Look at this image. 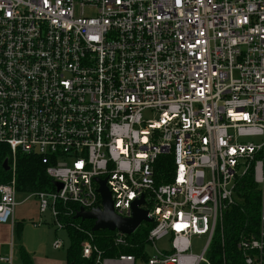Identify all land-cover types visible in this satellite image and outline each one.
Masks as SVG:
<instances>
[{
    "label": "built area",
    "instance_id": "built-area-1",
    "mask_svg": "<svg viewBox=\"0 0 264 264\" xmlns=\"http://www.w3.org/2000/svg\"><path fill=\"white\" fill-rule=\"evenodd\" d=\"M0 144L12 174L16 152L45 166L53 189L32 195L57 230L59 206L101 208L99 179L121 217L143 198L146 246L169 237L143 260L103 256L87 233L81 256L95 264H211L250 173L259 216L222 264H264V0H0ZM15 193L13 178L0 184L12 228ZM12 250L0 261L14 264Z\"/></svg>",
    "mask_w": 264,
    "mask_h": 264
},
{
    "label": "trees",
    "instance_id": "trees-1",
    "mask_svg": "<svg viewBox=\"0 0 264 264\" xmlns=\"http://www.w3.org/2000/svg\"><path fill=\"white\" fill-rule=\"evenodd\" d=\"M167 159L170 156H166ZM8 160L11 165L13 157L9 148L0 144V184L9 183L12 178L16 192L35 193L38 191H50L53 189V182L45 172V166L40 160L30 154L16 152L14 155V174L11 169L4 170L2 163ZM167 169H173L172 161L167 162ZM239 194L242 198L240 204L232 208L224 215L223 218V241L220 234L217 233L213 238L210 253L208 257L211 264H222V257L226 260L237 257L236 242L239 236L247 232L249 223L253 228L259 216V192L256 184L252 180L251 174H247L242 179ZM73 208L72 214H64V209ZM79 209L76 204H67L59 206L61 211L58 218L64 224V231L69 239L66 248L67 264H95L94 258H84L81 256V243L87 238V233L93 236V243L103 253V256L112 257L120 254H132L136 259L146 260L147 234L153 226L152 222H143L135 231L124 237L123 244L115 243L116 231L98 230L91 231L93 220H80L74 217V213ZM21 225H14V234L20 236ZM57 230V228H55ZM20 264H33L29 255L22 247H19Z\"/></svg>",
    "mask_w": 264,
    "mask_h": 264
},
{
    "label": "rangeland",
    "instance_id": "rangeland-1",
    "mask_svg": "<svg viewBox=\"0 0 264 264\" xmlns=\"http://www.w3.org/2000/svg\"><path fill=\"white\" fill-rule=\"evenodd\" d=\"M145 118L147 119H152L155 118L154 114L151 113H144ZM244 143L246 142H254V144L258 143L257 139L253 138H245L243 140ZM15 201H16V210H23L24 212H35L36 210L38 211V205H37V198L33 196L32 194L29 193H24V192H16L15 193ZM39 213V212H38ZM39 218L45 219L47 222L52 224V219L51 216L47 213L45 214H40L39 213ZM30 226H34L32 221L30 219H26ZM43 222V221H42ZM142 224V223H141ZM47 227V226H46ZM50 230V235L48 236H42L40 234V231L38 232H33L29 228L26 230L25 233V238L24 240L28 242L30 248H34L36 245L40 244L41 242H44L48 251L54 252L56 256L61 257L64 262H66V248L68 247L69 244V239L66 235V232L64 230H55V226L52 224L51 226L48 227ZM56 231V232H55ZM55 239H59L62 241L63 246L59 249H55L52 246V243L54 242ZM21 238L18 237L17 235H14V238L12 239V244H13V250H12V260L13 262L16 261L15 259L17 258V252H18V245L22 244L20 241ZM206 240V236H192L190 238L191 242V253L193 254H199L204 246ZM170 248V241L169 237H164L163 239L156 241L154 247L150 244L146 246V251L148 256H154L156 254V249L158 251H164L168 250ZM55 249V250H54ZM9 248L6 246V250L2 253L3 256L8 254ZM136 264H144L143 260H137Z\"/></svg>",
    "mask_w": 264,
    "mask_h": 264
},
{
    "label": "water",
    "instance_id": "water-1",
    "mask_svg": "<svg viewBox=\"0 0 264 264\" xmlns=\"http://www.w3.org/2000/svg\"><path fill=\"white\" fill-rule=\"evenodd\" d=\"M4 170H9L10 166L8 160H4L2 163ZM99 183L98 191L101 195V208H92L89 211H85L83 208L74 215L75 218L80 220L90 219L93 220V226L91 231L98 230H110L118 231L122 234L129 235L137 229L143 222H151V218L147 217V211L139 208L138 206L143 203V198L136 200L132 204L131 216L124 218L117 215L112 206L110 199V193L105 185V180L96 179ZM56 189H59L61 185L54 183Z\"/></svg>",
    "mask_w": 264,
    "mask_h": 264
},
{
    "label": "crops",
    "instance_id": "crops-1",
    "mask_svg": "<svg viewBox=\"0 0 264 264\" xmlns=\"http://www.w3.org/2000/svg\"><path fill=\"white\" fill-rule=\"evenodd\" d=\"M13 219H14V225L15 224L21 225L19 237L21 238L20 241L22 242V244L18 245V247H22L24 249V251L31 258L33 264H67L62 260L61 257H58V255L56 256L54 252L48 251L44 242H41L40 244L36 245L34 248H30L28 242L24 240L25 233L28 228L33 232L40 231V234H42V236L49 237L50 235V230L48 227L51 226L52 224L47 222L45 219L39 218V213L37 210H36V214L35 212L30 213V212H24L23 210H16L14 211ZM26 219H30L32 223H34L33 224L34 226H30V224ZM14 225L12 228L11 224H0V257L3 256L2 253L6 250V246L7 248H9V242L14 238L15 235ZM16 257H17L15 259L16 261H14L13 263L20 264L21 259L18 252ZM0 264H7V263L0 261Z\"/></svg>",
    "mask_w": 264,
    "mask_h": 264
}]
</instances>
